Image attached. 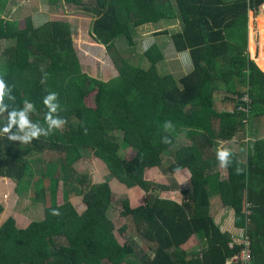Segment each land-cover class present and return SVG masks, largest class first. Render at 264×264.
Returning a JSON list of instances; mask_svg holds the SVG:
<instances>
[{
  "label": "trees",
  "instance_id": "1",
  "mask_svg": "<svg viewBox=\"0 0 264 264\" xmlns=\"http://www.w3.org/2000/svg\"><path fill=\"white\" fill-rule=\"evenodd\" d=\"M50 2L90 14L91 39L98 44L111 43L110 47L121 38L131 45L133 32L158 20L170 7L181 24L170 40L176 52L189 53L191 71L179 78L166 73L160 67L164 55L152 45L139 65L132 66L125 58L117 77L101 81L82 72L68 22L50 20L36 27L28 17L21 27L17 20L0 19V76L15 85L13 106L31 101L36 109L31 119L46 127L43 97L46 89L55 91L59 115L67 120L63 129L30 144L0 135V177L15 184V194L31 187L41 198L43 178L32 184L33 170L26 156L53 154L40 170L49 181L50 203L45 204L42 218L33 219L24 228L18 227L13 217L3 221L0 264H64L65 251L71 258L67 264H122L134 256L135 252L117 243L106 216L117 203L109 184L112 180L148 195L136 207H131L128 199L120 201L122 210L118 212L134 221L151 252H142L138 264H229L228 259L240 249L238 245L229 247L232 235L222 232L209 214L196 216L195 197L186 191L181 202L150 194L154 187L169 189L145 180V171L153 169L169 174L187 171L199 188L200 213L208 208L207 194H214L223 207L233 208L238 228L235 236L244 232L249 238V264H264V140L250 139L256 136L255 128L253 133L247 129V122L250 125L264 117V73L247 52L248 13L259 11L264 0H173L174 6L171 0ZM256 20L261 49L250 41V51L264 68V14L258 13ZM240 84L245 91L238 90ZM220 92L225 96H219L218 103ZM244 96L249 104L240 100ZM89 97L93 107L86 105ZM166 120L174 125L170 132L163 130ZM4 123L5 118L0 117V126ZM237 133L246 142L232 152L233 164L220 178L214 143L218 138L230 140ZM179 134L189 135L185 139L188 144L171 152ZM164 136L171 139L170 144L162 142ZM122 147L133 154L121 156ZM87 150L104 165V181L92 182L87 173L75 169ZM237 166L245 169L243 175L236 174ZM212 177L215 182L208 185L206 180ZM74 195L78 200L72 202ZM242 200L246 202L243 209H236ZM53 210L60 215L54 216ZM2 211L0 203V214ZM129 242L133 244L132 239ZM200 242L201 253H188L190 246Z\"/></svg>",
  "mask_w": 264,
  "mask_h": 264
},
{
  "label": "rangeland",
  "instance_id": "2",
  "mask_svg": "<svg viewBox=\"0 0 264 264\" xmlns=\"http://www.w3.org/2000/svg\"><path fill=\"white\" fill-rule=\"evenodd\" d=\"M51 0H0V19L2 20H17L21 27H24L26 18L30 17L33 19L34 25L41 26L47 21L50 20H59L68 22L72 34L73 46L77 53L78 62L82 72L87 75L96 78L101 81H108L112 78H115L119 75L116 67L113 64L111 58L105 54V51L100 50L99 47L96 46L94 41L91 39L89 35V29L91 26V18L90 14L82 12L81 10H77L73 6L62 5L57 2L52 4ZM174 6V4H173ZM150 8L146 10V13L150 12ZM256 12L248 13V22H247V52L249 54V59L252 61L255 66L258 68V64L252 57V53L250 51V41L258 46L260 44V34L258 32L257 25V14ZM167 14L170 17L174 16L172 9L167 8ZM261 14V13H260ZM123 40V38H121ZM122 42V41H120ZM145 49V42L141 39L134 48H129L128 46L114 48V54L111 55L113 58L117 57V54L123 56L125 58L131 56V65L136 66L138 63V55ZM2 49H0V53ZM258 51L256 52V54ZM260 69L264 72V68ZM238 81V78H236ZM240 91H245L243 86L240 84ZM219 96L224 97L225 93L220 92L216 96V100L219 102ZM244 98V97H243ZM241 98V101H246ZM87 107H93V100L91 97L86 99ZM222 111V109H219ZM252 119H250L251 121ZM255 135L249 137L252 140H256V138L260 140H264V117H260L255 119V122L251 121L250 125L247 122V129L249 132L254 131ZM180 132V131H179ZM178 135L177 145L174 149H171V152L176 148L187 145L188 142L185 141L189 135ZM117 138H119V143L122 140V135L116 134ZM223 137V136H222ZM246 139L242 134L237 133L234 138L228 140L224 138H218L215 143L213 150L216 153L218 147H224L232 152H237L240 149V145L245 143ZM119 154L123 157H130L133 152L130 149H126L122 147ZM53 154L50 152L45 153L41 156L27 155L26 159L28 161L29 167L33 170V175L30 177L32 184L41 178H43L42 189H44V193L41 194V198H37L36 193L33 189L27 187L22 190V193L15 194V184H10V182L3 177H0V200L3 205V211L0 214V225L3 221L8 217H13L15 219L16 225L20 228L26 227L33 219H39L43 217L45 204L48 205L50 203V192H49V181L48 178H44L43 174L40 170L43 169L45 161H49L52 159ZM40 159V160H39ZM43 159V160H42ZM218 163V162H217ZM75 169L80 173H87L89 180L92 182L104 181V177L106 175V171L104 169V165L101 161L96 158L92 152L88 151L86 153L82 152V158L79 163L76 165ZM221 177L226 176L225 168L218 167L217 170ZM185 172H178L176 174L164 173L162 170L153 169L146 170L144 173V178L147 181H150L154 184L164 185L168 187V191H162L159 188L154 187L151 190L150 194L154 196H158L160 198L170 199L176 202H181L183 197V191H186L188 195L194 196V204H195V215H205L211 214L210 203H208V208L200 213L198 211L199 208V199L196 197V194L199 192V188L196 187L192 182L190 183L189 178H185ZM190 177V176H188ZM205 181V180H204ZM215 179H207L206 183L208 185L214 184ZM26 181H24L25 185ZM111 188L113 190V198L116 199L117 203L112 205L110 210L107 212L106 216L110 221L112 227L113 235L117 241V243L123 245L128 252H135V255L123 261L122 264H138V257L143 252H148L146 248V244L144 243L142 237L137 233L136 224L130 218H123L119 216V211L122 210L121 202L122 200L128 199L131 207H136L143 202V198L148 197V195L141 189L135 187L133 189H126L122 184H120L117 180H112L109 182ZM209 202H212V199L215 198L214 194L210 196L207 194L206 196ZM71 201L75 202L78 200V196H71ZM56 202H60V187L57 191ZM123 202V201H122ZM129 239H132V242H129ZM64 244V242H61ZM203 243V242H201ZM130 245V246H129ZM65 262L71 261V258L68 257V253L65 251ZM147 254H151L148 252Z\"/></svg>",
  "mask_w": 264,
  "mask_h": 264
},
{
  "label": "crops",
  "instance_id": "3",
  "mask_svg": "<svg viewBox=\"0 0 264 264\" xmlns=\"http://www.w3.org/2000/svg\"><path fill=\"white\" fill-rule=\"evenodd\" d=\"M171 1L173 5V0ZM227 1L230 2V1H235V0H227ZM173 13H174V10H173ZM160 16L161 17H159L158 20L156 21L154 20L153 22L146 23L141 28L139 27L136 32H133L130 37L131 45L126 44L125 38H123V40L122 39L114 40L112 47H110L111 43L109 44H98L95 42L94 43L96 44L97 47H99L100 50L105 51V54L108 57V59L109 58L112 59L113 64L116 67L117 72L119 73L118 67L122 66V60L124 61L125 57L117 54V57L113 58L111 55L114 54V51H113L114 48L119 49L120 47L122 48L124 46H128L129 48H133V47L135 48L136 44L141 39H143L145 42V49L142 52H140V54L138 55L137 63L142 58V55L145 52V50H147L152 45H156L157 47H159L160 51L164 55V61L162 62L163 65L160 67H164L166 73L171 74L175 78H179L181 75H185L191 71V61H190L189 53L188 52H184V53L176 52L170 40V35L174 33L175 31H179L181 29V24L178 22L175 13L173 17H170L167 14V9L162 11V15ZM91 21H92V18H91ZM164 32H167L168 35H158V34H163ZM127 59L131 64V61H132L131 56L127 57ZM137 65H139V63ZM144 66L145 67L147 66L146 62H144ZM181 172L187 173V175L185 174L183 175H185L186 179L189 178L190 183H191L192 181L190 177H188L190 176V174L185 170ZM6 179L10 182V184H12V181L10 179L8 178ZM12 185H14V183ZM0 203H1V200H0ZM208 203H210L209 206L211 209V214L209 213V215L214 219L215 223L219 226L220 230L222 232H227L230 235L238 234V228L234 226L235 210L233 208L223 207L221 203L217 201L215 198L212 199V202L208 201ZM245 203L246 202L243 200L240 201V205L236 207V209H241V208L243 209ZM202 248H203V244L201 242L196 243L188 248V253H196V254L201 253L203 251Z\"/></svg>",
  "mask_w": 264,
  "mask_h": 264
},
{
  "label": "clouds",
  "instance_id": "4",
  "mask_svg": "<svg viewBox=\"0 0 264 264\" xmlns=\"http://www.w3.org/2000/svg\"><path fill=\"white\" fill-rule=\"evenodd\" d=\"M45 80L41 82L44 83ZM14 88L15 85H10L0 76V117H4L6 120V123L0 126V135H6L13 142L30 144L33 140H37L42 136L48 137L50 134L63 129L67 124V120L59 115L61 106L58 100V93L46 89L47 94L43 97V104L47 109L44 115L45 127L31 119L32 114L36 112L35 105L31 101L24 100L22 107L13 106L16 103V96L13 94ZM162 127L165 132H170L174 129V125L170 120L164 121ZM13 129H16V131L14 132ZM85 134H87V129H85ZM162 142L170 144L171 139L168 136H164ZM233 155L231 150L218 147L216 150L218 166L220 168H228L233 164ZM235 172L237 175H243L245 169L237 166ZM52 214L54 216L60 215L58 210H53Z\"/></svg>",
  "mask_w": 264,
  "mask_h": 264
},
{
  "label": "built area",
  "instance_id": "5",
  "mask_svg": "<svg viewBox=\"0 0 264 264\" xmlns=\"http://www.w3.org/2000/svg\"><path fill=\"white\" fill-rule=\"evenodd\" d=\"M262 46V45H261ZM261 47L259 45V51ZM260 69V67H259ZM246 101H243L244 103L249 104V100L247 99L246 96L243 98ZM239 110V109H238ZM242 112H247V110L243 107L240 108ZM249 213V211H247ZM231 242L229 243V247L232 248L233 245H238L240 246V249L237 254H234L231 258L228 259L229 264L233 263H238V264H249L251 262L252 254H251V249H250V242L249 238L246 233L243 232L240 237L233 236L231 238Z\"/></svg>",
  "mask_w": 264,
  "mask_h": 264
},
{
  "label": "water",
  "instance_id": "6",
  "mask_svg": "<svg viewBox=\"0 0 264 264\" xmlns=\"http://www.w3.org/2000/svg\"><path fill=\"white\" fill-rule=\"evenodd\" d=\"M259 13L264 14V5L259 8ZM264 73V72H263Z\"/></svg>",
  "mask_w": 264,
  "mask_h": 264
}]
</instances>
